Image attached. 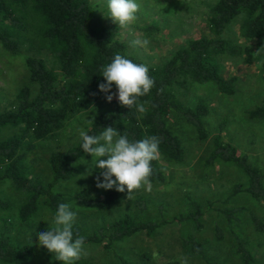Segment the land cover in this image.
I'll return each mask as SVG.
<instances>
[{
    "label": "trees",
    "instance_id": "obj_1",
    "mask_svg": "<svg viewBox=\"0 0 264 264\" xmlns=\"http://www.w3.org/2000/svg\"><path fill=\"white\" fill-rule=\"evenodd\" d=\"M240 18V36L255 41L258 53L264 55V0H218L209 10V35L188 40L163 64L146 65L155 81L150 94L138 101L146 111L140 113L135 106L132 109L122 107L117 99L112 111L94 117L86 132L99 135L111 126L121 135L127 133L132 141L156 136L160 140V156L168 161L183 162L186 149L178 133L180 126L193 128L201 141L211 137L206 123L211 107L202 98L194 103L187 101L192 86L211 83L228 95L237 90L238 78L222 75L220 58L250 56L249 46L226 36L230 25ZM119 30L116 25H98V13L92 0H0L2 46L12 53L35 51L26 58L29 83L18 90L11 106L0 109V184L8 180L13 185L22 201L19 218L23 223L29 222L42 206L53 214L61 203L105 208L121 196L115 189L102 195H90L85 190L73 193L58 188L62 182L81 173L80 160L88 154L82 150L81 138L65 151L52 152L49 161L53 175L47 182L39 176H31L25 162L27 152L35 149L38 141L56 137L75 114L93 104L92 89L106 83L101 69L111 63L116 54L145 65L129 52L127 44L118 37ZM248 114L251 119L264 120V98ZM10 131L11 134L5 135ZM218 162L233 163L241 169L247 177L244 190L257 201L264 202V165L251 163L236 146L224 140L221 132L212 137V148L204 161L203 179L214 175ZM152 168L151 183L163 182L166 174L159 161H153ZM242 190L241 185L236 186L232 194ZM136 204L142 210L146 208L142 200H137ZM0 207L7 208L8 203L0 199ZM242 211L240 207L226 208L223 214L231 229L233 252L243 264H252L255 258L248 241L234 229L235 225L242 224L238 215ZM203 214L202 204L190 199L187 211L173 221L188 225L187 235L182 239L186 254L200 255L206 264H217L208 258L204 243L197 239L204 227ZM250 218L255 231L264 236V221L253 212ZM167 222L166 218L144 220L127 214L101 226L91 235L74 223L73 234L74 239L83 236L85 242L103 243L106 250H113L114 243L143 231L151 235ZM48 230L50 227L41 232ZM217 234L220 239L224 238L219 227ZM42 255L46 256L48 264H63L39 246V241L16 244L8 237H0V264ZM114 259V264H134L119 252H114ZM75 264L93 262L81 258Z\"/></svg>",
    "mask_w": 264,
    "mask_h": 264
},
{
    "label": "rangeland",
    "instance_id": "obj_2",
    "mask_svg": "<svg viewBox=\"0 0 264 264\" xmlns=\"http://www.w3.org/2000/svg\"><path fill=\"white\" fill-rule=\"evenodd\" d=\"M217 1L136 0L140 5L138 19L128 27L120 28L118 37L127 44L129 52L145 65L163 64L188 40L209 35V10ZM92 2L97 9L100 27H119L109 17L108 0ZM240 21L241 18L230 25L226 36L249 46L250 56L220 58L222 75L226 78H238L236 92L228 95L219 91L214 84L195 83L187 98L189 103L202 98L210 105L211 114L206 117V123L211 137L201 141L197 139L193 128L182 125L178 128V133L186 149V158L178 163L160 156L159 164L166 178L161 183H152L151 191H136L133 199L129 200L125 188V192H120V198L105 208L75 204L70 206L77 213L75 223L80 224L87 235L127 214L144 220L166 218L168 222L151 235L143 231L114 243L113 250H106L103 243L85 242L88 255L82 258L90 259L93 264H114V252H119L134 264H181L182 257H187V264H206L200 255L185 253L182 239L187 235L188 225L173 221L174 217L187 211L190 199H194L202 204L204 210V227L197 239L204 243L211 261L217 264H243L233 252L231 229L223 214L226 208L240 207L243 211L238 215L242 224L235 225L234 229L248 241V247L255 258L252 264H264V236L255 231L250 218L253 212L264 221V202L257 201L244 190L246 175L233 163L218 162L212 177H202L204 161L212 148V137L219 132L225 141L236 146L251 163L260 167L264 165V120L251 119L248 114L264 98V55L258 53L255 41H247L240 36ZM136 40H147L148 43L135 44ZM33 52L35 51L12 53L0 43V109L11 106L18 90L29 83L26 58ZM42 55L49 58L47 53ZM33 88L36 93V86L33 85ZM112 92H117V89L112 87ZM92 95L93 104L88 109L75 114L56 137L38 141L36 148L27 152L25 162L31 176H39L46 182L51 180L53 172L49 158L52 152L72 147L80 139L79 129L86 132L94 117L107 115L112 111L117 98L108 102L99 86L92 89ZM11 133L12 131L5 135ZM93 159L91 154H86L80 160L81 173L72 180L62 182L58 188L73 193L85 190L90 195H102L108 191L97 187V177L103 182L101 173L104 170L95 167ZM100 159L106 160L107 156ZM239 185L243 190L232 194ZM0 199L8 203L7 208L0 207V237H8L16 244L33 243L39 241V233L43 228L53 226L55 214L45 206L29 222L23 223L20 220L22 201L8 180L0 184ZM137 200L144 201L146 208L140 209L136 204ZM217 227L221 228L224 238L217 237ZM2 264L48 262L46 256L42 255Z\"/></svg>",
    "mask_w": 264,
    "mask_h": 264
},
{
    "label": "clouds",
    "instance_id": "obj_3",
    "mask_svg": "<svg viewBox=\"0 0 264 264\" xmlns=\"http://www.w3.org/2000/svg\"><path fill=\"white\" fill-rule=\"evenodd\" d=\"M108 9L112 21L119 28H126L138 19L140 5L136 0H108ZM134 43L147 45L148 41L136 40ZM101 71L106 83H101L99 90L106 94L108 102L117 98L122 107L132 109L135 106L140 113L146 111L144 105L138 103L139 98L150 94L155 87V81L146 65L116 54L112 62ZM113 85L117 92H112ZM78 131L82 139V150L93 156L95 167L104 170L101 173L103 182L97 177L98 188L115 189L122 193L126 188L129 200L133 199L136 191H151L152 162L160 159L158 137L132 141L127 133L121 135L120 131L111 126L104 128L99 135H89L83 129ZM105 156L106 160L100 159ZM76 218L77 213L68 204L61 203L54 215L53 226L39 233V246L46 248L63 264H75L88 255L84 247L85 237L76 236L74 239ZM181 264H187V257L181 258Z\"/></svg>",
    "mask_w": 264,
    "mask_h": 264
}]
</instances>
